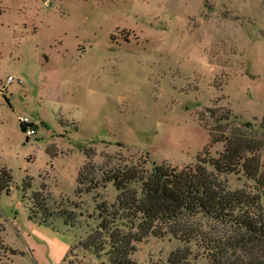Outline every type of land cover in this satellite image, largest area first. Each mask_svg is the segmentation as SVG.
Segmentation results:
<instances>
[{
  "label": "rangeland",
  "instance_id": "rangeland-1",
  "mask_svg": "<svg viewBox=\"0 0 264 264\" xmlns=\"http://www.w3.org/2000/svg\"><path fill=\"white\" fill-rule=\"evenodd\" d=\"M263 117L264 0H0V264H108L82 242L118 204L109 172L201 165L210 130ZM179 221L132 264H231L210 250L228 224Z\"/></svg>",
  "mask_w": 264,
  "mask_h": 264
},
{
  "label": "trees",
  "instance_id": "trees-1",
  "mask_svg": "<svg viewBox=\"0 0 264 264\" xmlns=\"http://www.w3.org/2000/svg\"><path fill=\"white\" fill-rule=\"evenodd\" d=\"M26 126L20 123L23 132ZM252 129L245 122L228 131L210 130V139L223 143V148L217 155L200 160L201 165L184 169L153 165L150 172L134 165L109 172L106 180L119 191L118 204L115 210L104 209L106 216H101L100 224L82 245L97 253L103 248L99 244H107L108 264H132L130 255L138 243L155 234L157 224H176L184 216L200 214L233 230L227 241L210 248L214 259H226L228 247L234 252L227 260L231 264H264V117L260 127ZM86 158L84 168L89 166L88 153ZM228 174H241L253 181V186L233 189L228 185ZM97 209L102 212L103 206ZM126 224L128 229H123ZM240 251L245 254L243 261L235 255Z\"/></svg>",
  "mask_w": 264,
  "mask_h": 264
},
{
  "label": "built area",
  "instance_id": "built-area-1",
  "mask_svg": "<svg viewBox=\"0 0 264 264\" xmlns=\"http://www.w3.org/2000/svg\"><path fill=\"white\" fill-rule=\"evenodd\" d=\"M11 81H13V77L8 76L7 82L10 83ZM20 123H26L27 124L25 132H24L26 137H31L35 134L34 128L30 124H28V122H26L25 118H20Z\"/></svg>",
  "mask_w": 264,
  "mask_h": 264
}]
</instances>
